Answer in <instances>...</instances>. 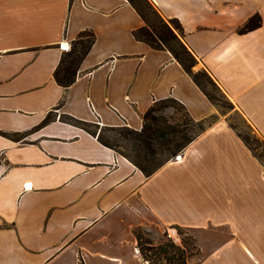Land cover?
I'll use <instances>...</instances> for the list:
<instances>
[{"label":"crops","instance_id":"crops-1","mask_svg":"<svg viewBox=\"0 0 264 264\" xmlns=\"http://www.w3.org/2000/svg\"><path fill=\"white\" fill-rule=\"evenodd\" d=\"M152 2L264 139V0ZM143 25L128 0H0V264H149L135 230L168 226L191 231L190 264H264L263 162L170 51L136 39ZM84 30L95 42L63 87ZM168 97L214 121L150 176L61 118L140 130Z\"/></svg>","mask_w":264,"mask_h":264},{"label":"trees","instance_id":"trees-1","mask_svg":"<svg viewBox=\"0 0 264 264\" xmlns=\"http://www.w3.org/2000/svg\"><path fill=\"white\" fill-rule=\"evenodd\" d=\"M128 1L144 21V25L134 31L136 39L146 42L154 49L170 51L192 77L193 81L214 102L213 98L205 90L204 81L214 86L216 81L205 67L198 70L194 69L199 60L186 43L185 32L181 22L177 18L164 16L152 0ZM261 25L262 18L257 13L239 28V32L247 33ZM94 42V32L92 30H84L72 42L70 50L62 54L60 63L54 71V78L59 85L68 87L75 82L80 65ZM168 102L180 106L186 114L185 119L175 125H161L158 118L152 114V111L155 105ZM62 103L63 100L59 105ZM61 118L97 136L101 143L128 158L146 176L152 175L168 161L180 155L214 121L213 118L194 120L185 106L172 97L158 100L148 109L143 116V126L140 130L128 126H102L97 133L95 129V127L99 126L97 123L81 121L72 116H62ZM52 119V116L48 114L39 126L49 123ZM104 131H108L111 134L105 136ZM239 135L254 152L248 141L241 134ZM24 136V134H17L15 138L21 139ZM135 236L138 248L149 264H164L163 260H166L165 264H187L184 247L174 244L171 240L154 245L148 238L147 232L140 227L135 230Z\"/></svg>","mask_w":264,"mask_h":264},{"label":"rangeland","instance_id":"rangeland-1","mask_svg":"<svg viewBox=\"0 0 264 264\" xmlns=\"http://www.w3.org/2000/svg\"><path fill=\"white\" fill-rule=\"evenodd\" d=\"M197 65L198 63L196 66ZM195 67L194 69L198 70ZM204 87L209 95L213 98L220 113L227 115L230 125L248 141L249 145L253 148L254 153L264 164V139L259 135L254 126L246 119L240 110L236 108L234 103L229 99V97L217 83L214 86L204 81ZM152 114L158 118L161 125H175L186 117L184 110L180 108V106L170 102L166 104L155 105ZM101 127V125L95 127L97 133L100 131ZM103 133L105 136L111 134L108 131H104ZM177 229L180 239L176 242L170 239L164 231L161 232L153 230L150 235L148 234V238L154 245L166 243L168 240H171L174 244L184 247L187 264H190L199 257L200 251L196 246L194 237L189 229ZM163 263L165 264L166 260H163Z\"/></svg>","mask_w":264,"mask_h":264},{"label":"built area","instance_id":"built-area-1","mask_svg":"<svg viewBox=\"0 0 264 264\" xmlns=\"http://www.w3.org/2000/svg\"><path fill=\"white\" fill-rule=\"evenodd\" d=\"M177 157H179V155ZM164 232L173 241H175V242L179 241L180 235H179L178 229L175 226H168L167 228H165Z\"/></svg>","mask_w":264,"mask_h":264}]
</instances>
